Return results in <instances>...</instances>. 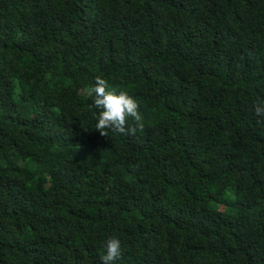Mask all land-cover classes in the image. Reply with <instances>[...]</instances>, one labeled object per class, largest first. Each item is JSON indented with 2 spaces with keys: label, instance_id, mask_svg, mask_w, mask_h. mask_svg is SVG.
<instances>
[{
  "label": "trees",
  "instance_id": "obj_1",
  "mask_svg": "<svg viewBox=\"0 0 264 264\" xmlns=\"http://www.w3.org/2000/svg\"><path fill=\"white\" fill-rule=\"evenodd\" d=\"M256 104L264 0H0V264H264Z\"/></svg>",
  "mask_w": 264,
  "mask_h": 264
},
{
  "label": "clouds",
  "instance_id": "obj_2",
  "mask_svg": "<svg viewBox=\"0 0 264 264\" xmlns=\"http://www.w3.org/2000/svg\"><path fill=\"white\" fill-rule=\"evenodd\" d=\"M89 94H94L93 105L100 110L96 116L95 129L101 136L107 137L108 129L135 135L138 128H142L139 106L125 91L117 92L105 79L97 76L94 85L89 89ZM254 111L256 115L264 116V105L256 104ZM129 118L136 122V126L126 129ZM104 249L105 254L100 257L102 264H112L121 254L120 241L117 238H110L106 241Z\"/></svg>",
  "mask_w": 264,
  "mask_h": 264
}]
</instances>
